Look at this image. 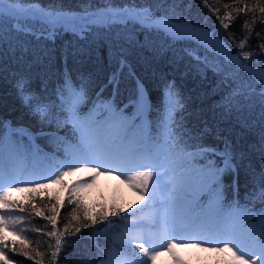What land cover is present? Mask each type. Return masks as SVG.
I'll use <instances>...</instances> for the list:
<instances>
[{"label":"trees","instance_id":"trees-1","mask_svg":"<svg viewBox=\"0 0 264 264\" xmlns=\"http://www.w3.org/2000/svg\"><path fill=\"white\" fill-rule=\"evenodd\" d=\"M29 2L26 0V6ZM35 3L45 9L61 10L76 21L79 19L75 26L82 22L80 18L85 12L91 15L105 9L149 8L155 17L167 16L173 24L176 17L186 18L215 38L222 37L223 44L242 63L264 68V13L258 7L264 6V0H179L174 8L171 0H35ZM152 22L153 19L120 18L108 22L110 27L94 24L80 29L79 25L65 24L52 32L23 25V31H16L14 25L2 24L0 130L6 132L5 126L25 129L45 153L63 158V151L56 152L46 135L55 131V125L41 123L21 100L15 86L21 75L27 78L32 93L57 103L58 89L70 78L74 84L83 85L87 92L82 111L96 105L103 118L107 115L104 109L110 106L136 124L150 126L153 133L164 116L166 86L172 85L184 104L183 109L176 111V119L183 118L186 132L198 135L200 144L217 152H224L227 144L232 153L235 168L227 169L221 176L225 202L235 199L255 210L264 209V196L258 195L264 185V105L258 95L263 86L222 54L205 51L194 41L179 36L171 38L153 29ZM244 54L248 55L247 60ZM238 85L244 92L252 88L256 91L249 100L235 97L242 107L230 108L228 97ZM65 133L66 129L59 130L61 136ZM13 139L28 143L27 136L14 134ZM210 159L218 167H224L223 157ZM206 162L199 158L195 163L202 167ZM64 180L66 188L54 184L41 189L39 194L22 191L19 199L9 197V202L17 207L0 209L11 214L12 219L21 218L12 225L17 238L3 233L5 240L0 241V247L5 242L9 245L5 251L10 264H99V250L108 245L112 235L121 231V216L111 215L98 219L94 225L89 222L87 228H80L78 232L74 233L71 228L65 231L76 206L68 203L72 184ZM206 196L202 195V203L207 202ZM104 197L97 207L81 198L82 208L90 215L102 208L108 210L115 203ZM48 201L57 203L59 208V254H56L55 237L47 235L52 229L44 215L50 213L45 211L44 215L36 216L31 212L33 206L39 208L41 202ZM21 207L26 211L20 212ZM122 215L126 216L127 212ZM110 222L114 226L109 229ZM20 246L27 255L21 254ZM220 258L223 264L224 256ZM0 264H4L2 259Z\"/></svg>","mask_w":264,"mask_h":264},{"label":"snow or ice","instance_id":"snow-or-ice-1","mask_svg":"<svg viewBox=\"0 0 264 264\" xmlns=\"http://www.w3.org/2000/svg\"><path fill=\"white\" fill-rule=\"evenodd\" d=\"M171 2L174 8L179 0ZM258 7L264 13V6ZM22 15L35 18L44 30L54 31L58 26L77 22L61 10L39 6L35 0H30L27 6L26 0H0V27L5 20H14ZM116 18L153 19L152 27L156 31H163L171 38L179 36L194 41L205 51L222 54V37L215 38L204 27L194 25L186 18L176 17L173 24L167 16L155 17L149 8L105 9L91 15L85 12L80 19L89 26L108 24ZM13 27L16 31H23L19 21ZM2 41L3 36L0 35ZM228 56L239 69L253 75L256 83L264 85V68L253 72L238 57H233L230 52ZM196 59L199 61L200 58ZM244 59H248L247 54H244ZM15 86L23 103L40 118L41 123L55 125V131L46 135L56 152L63 151V158L45 153L29 131L5 126L6 132L0 130V208L17 207L9 202L14 191L39 194L48 183L66 188L65 177L83 175L90 179L74 183L68 193V203L76 207L65 224V231L71 228L75 233L80 228H87L89 222L94 225L98 219H107L109 215L121 216V231L112 235L108 245L99 250V264H154L162 252L172 257L173 264H183L173 250L189 244L206 246L205 250L209 252L224 254L223 264H264V209L255 210L235 199L225 202L221 176L227 169L235 168L232 153L228 151L227 144L224 152H217L215 148L200 144L198 135L186 132L183 118L176 119V111L183 109L184 104L172 85L166 86L165 112L155 133L150 126L136 124L110 106L104 109L107 115L103 118L96 105L82 111L81 106L87 102V92L83 85L74 84L70 78L65 79L57 91L58 103L42 94L32 93L23 75ZM255 91L252 88L244 92L238 85L228 97L229 107H242L234 98L243 96L249 100ZM258 95L261 105H264V87ZM61 128L66 129L63 136L59 134ZM14 134L27 136L28 143L13 139ZM212 156L223 157L224 167H218L215 160L210 159ZM199 158L207 161L202 167L195 163ZM101 175H116L139 197L137 205L126 208L113 204L108 210L102 208L99 213L90 215L82 208L80 192L92 187ZM22 184L29 186L21 187ZM204 194L208 197L206 203L200 200ZM258 195L264 196V185ZM129 208L132 211L129 212ZM19 210L26 211L22 207ZM45 211L50 215H44ZM31 212L36 216L44 215L49 222L52 230L47 235L55 237L56 254H59L61 233L57 229V203L41 202L40 207L33 206ZM125 212L128 214L122 215ZM20 219L19 216L12 219L11 214L0 212V241L5 240V231L16 234L12 225ZM113 226L110 222L108 227ZM8 247L6 242L0 247V259L4 264H10L5 251ZM18 250L27 255L23 246ZM217 264H221L220 260Z\"/></svg>","mask_w":264,"mask_h":264},{"label":"rangeland","instance_id":"rangeland-1","mask_svg":"<svg viewBox=\"0 0 264 264\" xmlns=\"http://www.w3.org/2000/svg\"><path fill=\"white\" fill-rule=\"evenodd\" d=\"M114 20H120V18H116L113 20H110L108 22L114 21ZM17 21L20 22L23 26H29L32 28L37 29L38 31H44L42 28V25L35 20V18L25 17V16H19L16 19L12 20H5L3 22V25L10 23L11 25H15ZM79 19H77V22ZM76 22V23H77ZM75 23V24H76ZM153 23V22H152ZM75 24H72V26H75ZM79 25V26H78ZM94 25V24H91ZM89 26H85L83 22H79L76 26H78L80 29H86ZM75 26V27H76ZM58 27H56L55 30H57ZM171 31V29H169ZM51 32L53 30H50ZM80 34L81 31H78ZM229 52L233 57H237L234 53H232L225 45L222 49V55L227 58L229 61ZM232 62V61H231ZM234 63V62H233ZM264 87V85H262ZM64 179L68 180L70 184H74L78 181L84 180V179H90L89 177H85L83 175H73L65 177ZM47 182V181H45ZM48 185H54L52 183H48ZM21 187H26L29 185H20ZM22 191H14L11 194V197H14L16 199H19L21 197L20 193ZM81 198L89 205L93 207H97L103 202V197L109 199L112 203H115L122 207H128V205L136 206L137 202L139 201V197L129 189V187L126 184H122L120 180L116 178V175L112 176H105L101 175L96 178L94 184L90 188H84L80 192ZM202 196L200 197V199ZM1 209V208H0ZM128 211H132L131 208L128 209ZM4 212V211H0ZM128 214V213H127ZM4 234L6 236H10L13 238H17L16 234H13L12 231H5ZM206 246L202 247H196L193 244H189L186 247H177L173 251L176 253L177 257L183 262V264H195V263H202V264H215L218 260H220L221 256L224 254H217L213 252H209L205 250ZM154 264H173L172 257L168 255L166 252H162L160 256L157 257Z\"/></svg>","mask_w":264,"mask_h":264},{"label":"water","instance_id":"water-1","mask_svg":"<svg viewBox=\"0 0 264 264\" xmlns=\"http://www.w3.org/2000/svg\"><path fill=\"white\" fill-rule=\"evenodd\" d=\"M245 65H249V64H245ZM249 66L253 69V72H257L261 69V68L254 67L252 65H249ZM242 71L245 72L244 70H242ZM245 73H247V72H245ZM247 74L250 75L249 73H247ZM251 76H253V75H251Z\"/></svg>","mask_w":264,"mask_h":264},{"label":"bare ground","instance_id":"bare-ground-1","mask_svg":"<svg viewBox=\"0 0 264 264\" xmlns=\"http://www.w3.org/2000/svg\"><path fill=\"white\" fill-rule=\"evenodd\" d=\"M243 64H248V63H243ZM249 65H251V64H249ZM252 66H254V65H252ZM254 67H256V66H254ZM257 68H259V67H257Z\"/></svg>","mask_w":264,"mask_h":264}]
</instances>
